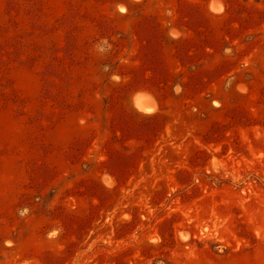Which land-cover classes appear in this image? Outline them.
I'll list each match as a JSON object with an SVG mask.
<instances>
[{"label":"rangeland","instance_id":"obj_1","mask_svg":"<svg viewBox=\"0 0 264 264\" xmlns=\"http://www.w3.org/2000/svg\"><path fill=\"white\" fill-rule=\"evenodd\" d=\"M0 264H264V0H0Z\"/></svg>","mask_w":264,"mask_h":264},{"label":"trees","instance_id":"obj_2","mask_svg":"<svg viewBox=\"0 0 264 264\" xmlns=\"http://www.w3.org/2000/svg\"><path fill=\"white\" fill-rule=\"evenodd\" d=\"M157 116H152V117H141V119H154V118H156Z\"/></svg>","mask_w":264,"mask_h":264},{"label":"bare ground","instance_id":"obj_3","mask_svg":"<svg viewBox=\"0 0 264 264\" xmlns=\"http://www.w3.org/2000/svg\"><path fill=\"white\" fill-rule=\"evenodd\" d=\"M141 104V103H140ZM150 107H153V106H150ZM143 108V107H142ZM150 109V108H149ZM153 109V108H152ZM142 111H144V112H150L149 110H147V109H145V108H143V109H141Z\"/></svg>","mask_w":264,"mask_h":264},{"label":"water","instance_id":"obj_4","mask_svg":"<svg viewBox=\"0 0 264 264\" xmlns=\"http://www.w3.org/2000/svg\"><path fill=\"white\" fill-rule=\"evenodd\" d=\"M134 99H135V98H134ZM134 99H133V100H134Z\"/></svg>","mask_w":264,"mask_h":264}]
</instances>
